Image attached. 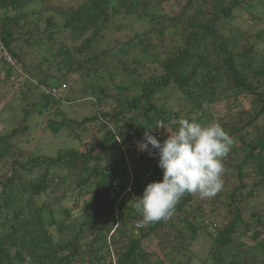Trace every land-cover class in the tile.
<instances>
[{
    "label": "trees",
    "instance_id": "obj_1",
    "mask_svg": "<svg viewBox=\"0 0 264 264\" xmlns=\"http://www.w3.org/2000/svg\"><path fill=\"white\" fill-rule=\"evenodd\" d=\"M133 16L144 21L142 32L135 30L142 22L128 25L124 39L103 45L112 26ZM0 43L23 76L10 83L22 116L10 132L0 124V264H264V2L0 0ZM41 50L43 61L27 63ZM0 66L5 87L12 68ZM63 81L70 88L57 97L41 91ZM38 92L36 101L54 109L38 121L44 130L84 134L83 150L49 157L26 149L44 109L23 107ZM71 92L92 98L93 117L55 118L62 102L81 100ZM219 105L224 115L215 121ZM181 118L219 123L233 139L222 190L212 198L186 193L170 218L144 223L132 205L162 170L158 151L138 145L146 131L163 142ZM202 231L211 242L198 251ZM149 238L163 258L142 248Z\"/></svg>",
    "mask_w": 264,
    "mask_h": 264
},
{
    "label": "clouds",
    "instance_id": "obj_2",
    "mask_svg": "<svg viewBox=\"0 0 264 264\" xmlns=\"http://www.w3.org/2000/svg\"><path fill=\"white\" fill-rule=\"evenodd\" d=\"M1 47L2 43H0V62L12 68L9 83L17 84L19 81L17 74L21 78L23 76L20 75L11 56L1 50ZM65 85L67 89L68 85ZM60 87L61 85L41 88V91L49 97L52 95H49L47 90ZM64 90L59 91L54 97ZM172 123L176 125V129L171 133L163 121L157 124L158 128H165L170 133L163 142L158 141L150 131H146L144 142L138 145L140 151L148 152L149 155H151L149 146L158 151L157 166L162 170L161 180L148 183L142 195L135 198L132 205L141 213L144 223L170 218L175 206L186 193L198 194L201 198H212L223 187L222 174L225 169L222 160L233 144L231 136L215 122L201 124L181 118ZM125 161L130 178L126 190L131 192L133 168L130 155H125Z\"/></svg>",
    "mask_w": 264,
    "mask_h": 264
},
{
    "label": "rangeland",
    "instance_id": "obj_3",
    "mask_svg": "<svg viewBox=\"0 0 264 264\" xmlns=\"http://www.w3.org/2000/svg\"><path fill=\"white\" fill-rule=\"evenodd\" d=\"M256 4H257V0ZM261 3L264 2V0H260ZM118 25L120 24V22L117 20L115 21ZM139 22H142L141 26H145V27H137L135 26V30L138 31V33H140V31L142 32L145 28L146 25H144V21H142L140 18L137 19L135 18V16L130 17L129 20L125 21L122 25L120 29H116L114 28V26L111 27V30L107 33V36L105 38V40L103 39V45L106 44V42H110L113 38H125L129 32V26L132 24H137ZM248 23V22H247ZM129 25V26H128ZM131 28V27H130ZM135 33V31L132 32V34ZM131 34V35H132ZM60 37H57L58 39H63V41H67L66 45H69L70 43L68 42V38L69 35H66V33L61 32L59 33ZM66 36V39H65ZM47 50H41L39 51L38 55H33V54H28L27 58V63H33L36 64L38 62H41L44 60V58L48 55ZM45 69H47V66L44 65L43 66ZM1 68V66H0ZM7 67L4 66V68L2 67V69H6ZM51 74H54V72L52 70L49 71ZM1 77V75H0ZM1 79V78H0ZM62 79H64V77H62ZM61 79V80H62ZM35 80V79H34ZM13 82V81H12ZM64 83H66L68 85V88H70V85L67 81H63ZM2 85V84H1ZM10 83L7 84V86L5 87H1L0 86V97L2 96V100L3 102L1 103V107H0V124L2 125V128L7 132H10V130L12 128H14L16 120L19 119L22 116V111H21V105H17L19 103V99L20 97L17 96H13V92H14V88L11 89L10 88ZM81 86H83L82 84H80ZM80 86V88H81ZM77 89H79L77 87ZM74 88L71 89V91L73 92ZM71 92V97L70 98H74V99H79L81 98L80 93H72ZM4 95V96H3ZM29 97L27 99V102L25 103L23 108H26L29 111H32V107H34V105L36 106L35 110L39 111L41 108H43V99L42 102L40 101H36V99L38 100L40 98V94L38 93H32L29 94ZM90 97V96H89ZM33 98V101L32 99ZM92 98H86L83 97L81 98V100H79V102L75 103V104H70V103H61L58 106V110L62 113L61 116H56L55 118H68L70 120H74L76 121V123H80L82 122L84 119L87 118H91L94 115V111L92 106L89 104V102L91 101ZM21 100V99H20ZM41 100V99H40ZM32 101V102H31ZM245 99L242 97L241 99H239L238 103H244ZM34 104V105H33ZM4 105V106H3ZM11 105V107H13L14 109H11L9 106ZM215 111L217 112L216 115V120L215 118L213 120L217 121L218 118H222L224 115V106H218V109H215ZM54 109L49 107L46 108L42 111V113H38L36 117H33L32 119V123L30 128L32 129V140L30 142V144L27 145L26 149H30L32 151H34L35 153H38L39 155H45V156H49V157H54L56 156V154L60 151V150H64V149H74V150H78L81 151L83 150V146L82 143H84L85 141H87V137L83 134L81 140H77L73 137H71L70 135H61L58 137H55L49 133H47V131L44 130L43 126L44 123H40L38 121H41V119H43L44 115H53ZM6 113V114H5ZM66 118V119H67ZM209 121H212V119H209ZM213 122V121H212ZM42 125L39 128L36 127L37 125ZM30 124V123H29ZM91 126L87 124V128H90ZM96 135L94 131H92V136ZM80 141V142H79ZM118 152L113 150L111 152H109L106 156H105V161L107 163L111 162L116 156H117ZM106 162L103 161V163L105 164ZM45 199V196H42L41 202H43V200ZM247 217V215L245 216ZM47 218V215H46ZM217 221L218 218H217ZM200 240L201 242H199L198 244V251H202V249L204 247H207L208 243L211 242L208 234L205 231L200 232L199 234ZM236 239H238V236H235ZM247 243H250V240H247ZM142 248L148 253H154L156 255H158L159 258H163V255L159 252V249L157 247V243L153 238H149L146 239L142 242ZM206 256V254H204V252L202 254H199L198 257L203 259ZM196 264V263H193ZM197 264H201V262H198ZM209 264V262H208Z\"/></svg>",
    "mask_w": 264,
    "mask_h": 264
},
{
    "label": "built area",
    "instance_id": "obj_4",
    "mask_svg": "<svg viewBox=\"0 0 264 264\" xmlns=\"http://www.w3.org/2000/svg\"><path fill=\"white\" fill-rule=\"evenodd\" d=\"M64 89H66V85L65 84L61 85V87L58 88V89L57 88H51V89L47 90V93L49 95L56 96L59 91L64 90ZM129 190H130V188H128V191Z\"/></svg>",
    "mask_w": 264,
    "mask_h": 264
}]
</instances>
